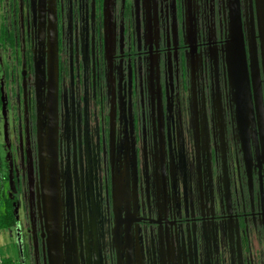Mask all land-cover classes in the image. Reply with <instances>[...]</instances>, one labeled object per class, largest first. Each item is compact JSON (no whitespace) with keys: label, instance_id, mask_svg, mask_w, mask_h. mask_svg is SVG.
Masks as SVG:
<instances>
[{"label":"flooded vegetation","instance_id":"af4514ba","mask_svg":"<svg viewBox=\"0 0 264 264\" xmlns=\"http://www.w3.org/2000/svg\"><path fill=\"white\" fill-rule=\"evenodd\" d=\"M35 2L39 125L37 166L29 148L28 174L32 221L40 226L51 264L49 171L46 157L43 168L39 157L40 126L45 133L47 120L50 0H43V20ZM52 2L61 264H91L93 249L96 264H247L248 245L257 240L264 246V0H113L110 16L105 0L102 30L90 44L100 66L97 100L104 108L93 135L87 107L81 116L74 98L61 101V0ZM236 7L250 82L244 95L231 81L227 60ZM248 36L256 46L259 93ZM184 110L195 147L192 163L179 157L181 136L173 129ZM92 137L97 167L106 170L103 195L99 185H85L83 146L90 166ZM102 200L112 221V251L104 263L98 233Z\"/></svg>","mask_w":264,"mask_h":264},{"label":"rangeland","instance_id":"374dc122","mask_svg":"<svg viewBox=\"0 0 264 264\" xmlns=\"http://www.w3.org/2000/svg\"><path fill=\"white\" fill-rule=\"evenodd\" d=\"M58 10L61 101L69 103L70 97L74 98L81 116L87 107L90 134L93 135L101 125L104 108L97 100L99 82L95 72L100 66L94 62L90 44L96 37L94 32L102 30L105 0H61ZM36 14L35 0H0V96L3 103L0 106V219L5 215L7 201L12 202L18 219L14 227H0V264H49L45 242L40 238V226L32 221L34 211L28 174L30 149L37 166L39 98L35 74L40 64ZM45 50L46 45L43 46L42 63L47 60ZM175 121L179 126L173 129L181 136L179 157L192 163L195 147L187 110ZM92 139L90 166H87L89 162L83 146L85 185L86 189L91 184L99 185L103 195L106 170L97 167ZM110 220L109 208L102 200L98 233L103 263L106 258L110 260L112 251ZM245 250L247 264H264L262 242L255 240ZM91 262L96 264L94 249Z\"/></svg>","mask_w":264,"mask_h":264},{"label":"water","instance_id":"95a60500","mask_svg":"<svg viewBox=\"0 0 264 264\" xmlns=\"http://www.w3.org/2000/svg\"><path fill=\"white\" fill-rule=\"evenodd\" d=\"M113 0H106L107 10L109 16L111 15V7ZM40 11L42 13L41 20H43L44 5L43 0H39ZM237 6V4H236ZM49 18H48V82H47V100H46V129L44 133L43 125L40 126L39 136V157L41 160V167H44V159L46 157L49 171V197H50V212H51V226L53 230L52 240V255L51 264H61L60 260V247L58 236V163H57V145H58V87H57V74H56V38H55V16L53 2L50 0ZM231 32H230V45L228 46V64L229 75L236 90L240 93L250 90V82L248 76V65L246 59V49L244 43V33L242 29V21L240 12L236 7V11L231 15ZM189 34V42L190 41ZM250 36V35H249ZM249 40V56H250V69L254 89H260V69L258 68L256 46L254 40ZM108 58L109 51H107ZM264 67V58H263ZM242 93V95H244ZM239 106V104H238ZM110 142L114 155L115 150V135L113 127L110 132ZM43 164V166H42ZM45 208V214H46ZM46 223H48L46 221ZM48 225V224H47ZM75 263H76V254Z\"/></svg>","mask_w":264,"mask_h":264},{"label":"trees","instance_id":"16d2710c","mask_svg":"<svg viewBox=\"0 0 264 264\" xmlns=\"http://www.w3.org/2000/svg\"><path fill=\"white\" fill-rule=\"evenodd\" d=\"M2 105L0 97V106ZM5 215L0 219V227L2 228H11L16 225V218L14 215L13 204L11 201L5 203Z\"/></svg>","mask_w":264,"mask_h":264}]
</instances>
